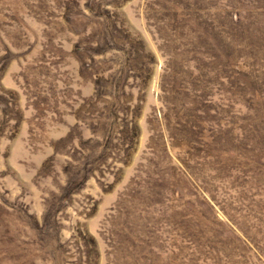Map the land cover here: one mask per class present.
Listing matches in <instances>:
<instances>
[{"label": "rangeland", "instance_id": "rangeland-1", "mask_svg": "<svg viewBox=\"0 0 264 264\" xmlns=\"http://www.w3.org/2000/svg\"><path fill=\"white\" fill-rule=\"evenodd\" d=\"M0 264H264V0H0Z\"/></svg>", "mask_w": 264, "mask_h": 264}, {"label": "trees", "instance_id": "trees-1", "mask_svg": "<svg viewBox=\"0 0 264 264\" xmlns=\"http://www.w3.org/2000/svg\"><path fill=\"white\" fill-rule=\"evenodd\" d=\"M254 30L257 31V32H259V33L262 32L260 29L254 27L253 29H250L248 31H243L244 37L245 38H251V37L257 36V33ZM248 35H249V37H247Z\"/></svg>", "mask_w": 264, "mask_h": 264}]
</instances>
